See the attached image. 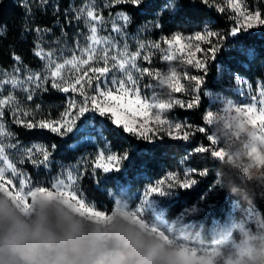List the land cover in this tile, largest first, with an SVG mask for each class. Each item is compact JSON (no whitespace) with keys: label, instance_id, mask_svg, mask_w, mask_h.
Segmentation results:
<instances>
[{"label":"trees","instance_id":"1","mask_svg":"<svg viewBox=\"0 0 264 264\" xmlns=\"http://www.w3.org/2000/svg\"><path fill=\"white\" fill-rule=\"evenodd\" d=\"M24 1L0 0L1 68L16 64L39 68L42 60L35 54L38 40L35 29L63 32L64 29L70 30L73 25L69 12L73 0H48L47 5L37 4L32 10L25 6ZM168 2L143 0L139 8L127 4L104 6L103 13L110 16L125 11L130 17L127 29L136 35L145 33L152 40L177 32L191 33L204 26L224 35V40L218 44L220 50L215 59L207 62L206 75L203 70L192 66L181 68L189 77L203 76L206 82L201 88V102L197 108L189 110L175 106L170 110L175 117L186 119L195 126V134L189 141L165 137L162 141L149 143L123 133L96 113L85 115L88 118L87 125L97 131H85L77 135L74 130L67 136H59L47 129L24 128L14 122L9 108L5 110L4 119L15 139L21 143L38 142L49 150L51 145H56L52 164L48 167H34L27 161L21 164L17 159L16 164L34 181L50 179L67 166L80 163L81 172L86 173L79 182L81 191L99 208L109 211L114 207L112 192L127 197L134 190L143 188L168 172H177L178 179L183 180L188 178L184 173L189 168L208 169L204 177L192 176L199 181L193 188L183 190L177 187L173 193L158 197L157 208L162 218L171 224V231L178 240L204 247H212L220 242L228 244L231 237H239L237 223L245 218L251 208L260 212L264 224V188L257 180L244 179L240 167L233 161L227 159L232 163L226 164L225 158L215 159L206 153L190 154L198 145H208L205 136L195 129L204 125L202 117L209 107L228 99L246 101V95L237 89L236 77L251 82L264 78V26L233 36L230 29L236 26L235 14L223 1L208 0L205 4L204 0H178L179 8L165 11ZM246 3L249 8L260 7L264 10V0H246ZM57 5L59 13L55 10ZM217 5L225 11H219ZM217 43L216 39L214 44ZM15 56L21 58L19 63L14 59ZM47 88V91L39 90L38 93L37 103L43 105L42 112H48L51 106L63 105L67 101V93L53 89L51 81ZM83 120L82 117L79 126ZM88 133L94 135L95 140L79 141ZM106 144L120 155L127 151L129 159L122 161L120 171L105 174L97 169L93 174L91 169L99 149ZM216 179L219 180L218 185L215 184ZM168 182L175 184L176 180ZM209 193L213 194L212 199L208 198ZM205 200L208 201L206 205ZM131 203L135 205L136 202L132 200ZM198 205L200 207L194 209ZM256 240L255 258L261 260L259 249L264 244L261 238Z\"/></svg>","mask_w":264,"mask_h":264},{"label":"snow or ice","instance_id":"2","mask_svg":"<svg viewBox=\"0 0 264 264\" xmlns=\"http://www.w3.org/2000/svg\"><path fill=\"white\" fill-rule=\"evenodd\" d=\"M208 0H204L207 4ZM44 5L48 4V0H41ZM228 6L234 12V21L236 26L230 29V34L236 36L241 31H248L259 26H264V10L260 7L249 8L246 0H227ZM127 4L139 8L143 4V0H109L111 5ZM27 7V5H25ZM179 8L178 0H169L166 3L164 10L170 11L171 9ZM219 11H225L224 8L217 5ZM55 10L59 13V6H55ZM71 13L74 14L76 20H84L88 26L91 35L87 37L89 44L86 47H81L79 42L76 43V51L80 55L77 56L75 51L71 59L64 60L63 63L57 62L53 57L55 50L45 52L41 41L42 36L38 37L35 45V54L45 61L44 72L29 73L23 80L19 79L18 74L21 69L16 67L10 79L0 80V89L4 85L10 84L13 89L22 88L26 92L27 100L31 101L36 91H47V85L51 81V87L64 93H79L81 99L70 97L67 106L60 118L57 120H44L33 121L27 119L32 116L31 112L22 111L18 102H15L13 96H7L0 99V130L4 128L3 117L5 114V106L12 105V115L14 122L27 129H47L52 133L59 136H67L70 133L77 135L83 132L97 131L94 127L87 125L88 118L86 113H96L100 118H106L110 121L111 125L122 130L123 133L131 134L137 139L155 143L158 140L162 141L165 137L171 139H182L189 141L194 132H189L185 129H191V124L184 122H175L173 119L165 118L163 113L165 110H171L175 106L186 109H195L201 102L200 91L202 86L205 85L203 76L193 75L188 76L185 73L184 78L193 83L191 88V99H158L155 89L167 85L173 93H184L185 88L181 83V78L177 74V70L169 66L167 71L156 70L153 72L151 68L139 67L137 59L141 55V50L146 48L144 43H139L138 51L128 53L127 43L124 44L123 54L119 53L118 42L114 38H104L103 48L97 50L93 45L99 43L96 39L98 32L97 22L103 24V17L97 14L94 10V5H85L79 9L73 8ZM116 21H122L126 27L130 22V17L126 12H117L115 20L112 22V31L121 37H125L126 33L124 27ZM70 24L71 21H68ZM155 27H160L159 24H154ZM35 31L39 34L41 31L49 32L50 29H39ZM216 37L218 43L212 44L210 38ZM224 35L214 31H197L194 34V39L198 42H207L210 47L205 51L200 43H180L181 40L186 39L179 32L173 34L171 39L164 37V42L168 45L167 49H162L159 42L150 45L153 49H158L164 53L163 59L165 61H173L177 58H182L184 63L192 66L198 70H203L207 73V62L210 59H215L217 52L220 50L218 44L224 40ZM193 37H188L187 40L191 41ZM58 42V41H57ZM195 49L193 51L192 49ZM111 51H117L118 55L110 56ZM200 53L204 59L197 57ZM211 54V55H209ZM14 59L19 63L20 57L15 56ZM145 61H150L148 55H144ZM100 60L103 62V67H92L90 62ZM112 65L109 67V61ZM71 65L72 69L77 75L62 76L61 70L66 66ZM85 66V69L81 68ZM112 69L119 70L124 78L117 79L115 76L109 81L108 74ZM91 73V75H90ZM4 76H9L8 73H3ZM147 75L155 81L146 85V88L153 89L151 97L142 95L141 89L138 87V77L143 78ZM237 82H241L239 76L236 77ZM88 89H91L92 94H88ZM249 93L251 94L252 85L248 84ZM259 104L257 108L256 97H252V103L246 104L242 107H232L231 101L228 102V108L224 111H234V117L225 118L224 116H215L212 111H207L202 117L205 122L203 126L195 129L196 132L203 134L208 141V145H198L190 155L195 154H209L212 158L219 159L225 156V151L222 142L218 139L217 133L213 131V123L217 118L227 120L230 126L235 127L236 134L241 133L255 137L260 143L259 147L264 148V86L259 89ZM39 108V105H37ZM151 113V115H150ZM84 120L80 127H77V121L81 118ZM208 126H212L209 129ZM107 129V125H105ZM173 130L180 132V135H173ZM259 133L257 134V131ZM0 131V135H3ZM102 135V131L99 132ZM9 139L12 138L11 132L6 133ZM91 140V136H88ZM10 149L20 150L19 163L23 164L26 161L30 162L34 167H48L52 164L53 153L56 150V145H51L49 148L37 144L20 149L19 142L5 144L0 140V194L7 196L14 205L24 212L25 215H30L33 211L34 204L39 201L48 203L57 201L65 205L68 209L77 215L84 216L96 222H107L111 216L115 214L113 209L110 214L105 211L97 210V206L87 200L86 195L80 190L79 182L86 173L79 172L75 169H69L67 173H60V176L55 178L50 186H39L32 182L31 177L17 168L8 155ZM129 154L127 151L123 155L116 153L105 156L103 150L99 152L94 161V167L91 171L94 174L97 169L102 170L103 173L108 174L113 171H120L122 161L128 160ZM208 174V169L198 170L195 167L189 168L185 171V177L199 176L204 177ZM168 176L176 180V183L169 182L167 189L162 188L161 185L165 183L164 180H158L155 186L149 185L144 192L146 197L156 194L159 197H165L173 193V189L180 188L188 190L198 184L195 178H185L179 180L174 172H169ZM64 177V178H61ZM215 184H219V180H215ZM208 198L212 199L213 194L209 193ZM207 200L204 204H207ZM149 207L156 204L155 200L149 199L147 201Z\"/></svg>","mask_w":264,"mask_h":264},{"label":"rangeland","instance_id":"3","mask_svg":"<svg viewBox=\"0 0 264 264\" xmlns=\"http://www.w3.org/2000/svg\"><path fill=\"white\" fill-rule=\"evenodd\" d=\"M223 1L227 6V0H221ZM25 4L27 5V8L29 10H32L35 5L42 4L41 0H25ZM108 0H73L72 5L69 8L70 17L72 18L73 25L71 26L70 30L64 29L63 32H56L54 30H51L49 32H43L38 34L39 36L43 37V40L41 41L44 51H52L55 50L54 59L59 62L63 63L66 59H71L73 52L75 51V54L77 56L80 55L79 51H76V43L79 42L81 47H86L89 44V40L87 37L91 35L89 32L88 26L85 25L84 20H76L74 17V14L71 13V10L73 8L79 9L81 7H84L85 5H94V10L97 14L101 15L103 17V24L97 22V28L98 32L96 34V39L99 41V43L94 44L93 46L97 48V50H101L103 48V39L104 38H114L115 41L118 42V49L119 53L123 54L124 52V44L127 43L128 53L136 52L138 51V45L139 43H144L146 45V48L144 50H141V55L137 59V64L139 67H148L155 72L156 70L160 71H167L169 66L174 67L177 70L178 76L181 78V83L184 85L185 92L184 93H173L167 85L158 87L155 89L156 95L158 99L163 100H169V99H183L188 100L191 99V88L193 86L192 81L185 79V72L182 71V67L187 66V64L184 63L182 58H177L173 61H165L163 59L164 53L161 52L158 49H153L150 47L152 43L159 42L161 44L162 49H167L168 45L164 42L163 38L167 37L171 39V36H163L158 40H152L145 36V33L141 34H132L128 29L127 26L125 27L123 25L122 21H116L117 23L121 24L122 27H124V31L126 33L125 37H121L118 34L114 33L112 31V22L115 20L116 13L110 16H106L103 13V8L106 4H108ZM229 7V6H228ZM230 8V7H229ZM231 9V8H230ZM232 10V9H231ZM122 12V11H119ZM125 12V11H123ZM128 25V24H127ZM41 30L47 29V28H39ZM214 31L209 26H204L200 30H196L191 33H182L179 32L183 37L186 39L181 40L180 43H200L201 47L206 51L209 47V44L207 42H198L194 39V34L197 31ZM215 32V31H214ZM175 34V33H174ZM188 37H193L191 41L187 40ZM212 38H215V40H212ZM210 38L215 43L216 37ZM58 41V42H57ZM195 51V49H192ZM118 55L117 51H111L110 56ZM144 55H148L150 57V61H145L143 59ZM197 57L200 59H204V57L197 53ZM42 60V59H41ZM92 64V67H103V62L100 60H96L95 62H90ZM112 62L109 61V67L111 68ZM44 66L45 61L42 60V64L39 68H30L26 67L20 64H16L10 68H1L0 67V80L10 79L11 75L13 74V70L16 67H19L21 69L20 73L18 74L19 79L23 80L30 72L36 73V72H44ZM81 68L85 69V66L81 65ZM3 73H8L9 76H4ZM62 76H69V75H77V73L72 69L71 65L66 66L64 69L61 70ZM91 75V73H90ZM188 75V74H187ZM113 76H115L117 79L124 78L123 74L116 69H112L110 73L107 76V79L110 81ZM240 77V76H239ZM241 82H237V89L239 92H241L243 95H246V101L244 102H238L233 99L225 100L224 102L220 104H215L207 109V111H212L215 116H224L225 118H231L236 115L234 111L227 112L224 111L226 108H228V102L231 101L232 107H242L246 104L252 103V97L255 96L257 100V108H259L261 105L259 104V89L264 86V78H258L254 82H251L247 80L246 78L240 77ZM150 83H155L154 80L149 78L147 75H145L143 78L138 77V87L141 89L142 95L151 97L153 93V89L146 88V85H149ZM248 84L252 85L251 94L249 93ZM88 94L91 93V89H88ZM38 93L39 90L35 92L33 99L31 101L27 100V93L23 91L22 88H15L13 89L10 84L4 85L2 89H0V99H3L7 96H13L15 98V102H18L19 107L22 111L31 112L32 116L28 117L27 119H32L33 121H39L41 119L44 120H57L60 118L61 113L64 112L65 107L67 106L68 99L70 97H75L76 99H81L79 96V93H67V101L63 105L58 106H51V109L49 111H43V105H40V103H37L38 99ZM214 99V98H212ZM37 105H39V108H37ZM11 109L12 111V105H6V109ZM206 111V112H207ZM5 115V114H4ZM57 115V116H56ZM151 115V113H150ZM165 118L173 119L175 122H184L186 124H191V129H185L188 130L190 133L194 131L195 126L188 120L182 119L179 117H175L171 114L170 110H165L163 113ZM50 116V117H49ZM56 118H52L55 117ZM223 124V130L217 131V125L218 123ZM3 124L4 128L0 131H2L3 135H0V140H2L5 144L9 143H17L18 140L15 139L14 134L8 129L7 124L5 122V119L3 117ZM81 126V125H80ZM79 126V121H77V127ZM209 129L212 128V126H208ZM213 131L217 133L218 139L222 142V146L225 151V157H227L228 160L233 161L236 163L240 169H241V175L244 179L250 178L253 180H257L259 184L262 185L264 188V148H260L259 141L253 137L246 134L241 133L240 135L236 134V129L233 126H230L229 122L223 118H217L213 123ZM257 134L259 133V130H256ZM11 132L13 134L12 138L9 139L6 135V133ZM182 133L177 132L176 130H173V135H180ZM91 136V140H95V136L92 134H86L84 135L79 141L82 140H89L88 136ZM232 138H235L236 140H243L244 143V155L241 157L237 155L235 158L230 155L227 151L229 147V142ZM40 144L38 142L33 143H21L19 142L20 149ZM41 145V144H40ZM103 150L105 153V156L116 153L115 150L111 149L108 144H106L104 147H100L99 152ZM8 155L13 163L16 164L17 159H20V150L19 149H10L8 151ZM120 155V154H118ZM3 166V165H0ZM17 168L29 175L25 170L21 169L17 164ZM75 169L79 172H81V164L76 163L72 164L70 166H67L64 168L61 172H64L65 174L69 169ZM60 172V173H61ZM60 173L51 177L50 179H44L41 181H34L32 178V182L39 186H50L51 182H54L55 178L60 176ZM169 173V172H168ZM168 173L153 181L152 183L146 184L143 188L134 190L129 196L127 197H121L116 192H112V196L114 198V207L115 214L111 216V219L115 216H121L125 218H130L132 221L137 223L142 229L147 230L157 236L169 249H171L172 253H174L176 257V264H243V262L248 261L250 264H259L260 260H257L255 258V242L257 241V238H261V242L264 244V224L263 219L260 214V212L256 209H250L245 216V218L238 221L237 226L240 231L239 237H231L228 244L226 243H218L215 246L212 247H204L199 246L197 244H190L185 241L178 240L174 234L171 231V224H168L161 216L160 211L158 210V197L156 194H152L150 197H146L144 195V192L146 191L147 187L149 185L155 186L156 182L158 180H164L165 183L161 185L162 188L167 189L168 181L172 180L171 177L168 176ZM176 174V177L179 178L177 172H174ZM30 176V175H29ZM64 178V177H61ZM192 178V177H188ZM180 180V179H179ZM81 190V189H80ZM155 200L156 204L153 207H149L147 201ZM89 202L94 203L90 199L87 198ZM134 200L136 203L135 205H132L131 201ZM10 201V204H9ZM95 204V203H94ZM96 205V204H95ZM97 206V205H96ZM4 207L7 210L10 211H19L24 214L23 211L18 209L14 203L5 196L4 200ZM200 206H195L194 209H198ZM112 209V210H113ZM70 210V209H69ZM97 210L105 211L106 213L110 214L112 210H106L99 208L97 206ZM71 211V210H70ZM73 214L77 215L73 211H71ZM25 215V214H24ZM28 216V215H26ZM81 218H86L84 216L78 215ZM88 220H91L97 224L103 225L105 222H96L92 219L86 218ZM110 219V220H111ZM108 220V221H110Z\"/></svg>","mask_w":264,"mask_h":264},{"label":"clouds","instance_id":"4","mask_svg":"<svg viewBox=\"0 0 264 264\" xmlns=\"http://www.w3.org/2000/svg\"><path fill=\"white\" fill-rule=\"evenodd\" d=\"M244 143L232 138L228 153L242 157ZM224 163L232 162L225 157ZM4 200L0 194V264H176L171 249L130 218L115 216L100 225L57 201H37L26 216L5 209ZM259 254L264 264V247Z\"/></svg>","mask_w":264,"mask_h":264}]
</instances>
